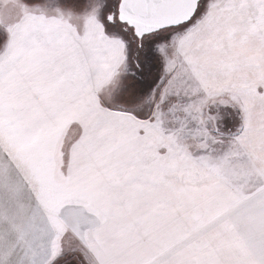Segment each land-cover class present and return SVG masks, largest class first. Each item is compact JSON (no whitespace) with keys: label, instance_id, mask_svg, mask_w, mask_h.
<instances>
[{"label":"snow or ice","instance_id":"1","mask_svg":"<svg viewBox=\"0 0 264 264\" xmlns=\"http://www.w3.org/2000/svg\"><path fill=\"white\" fill-rule=\"evenodd\" d=\"M0 264H264V0H0Z\"/></svg>","mask_w":264,"mask_h":264}]
</instances>
